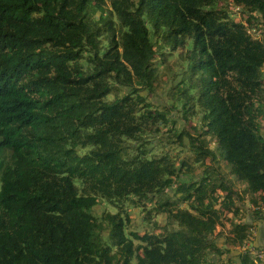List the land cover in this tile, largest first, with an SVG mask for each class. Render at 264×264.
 Returning a JSON list of instances; mask_svg holds the SVG:
<instances>
[{
  "label": "trees",
  "instance_id": "obj_1",
  "mask_svg": "<svg viewBox=\"0 0 264 264\" xmlns=\"http://www.w3.org/2000/svg\"><path fill=\"white\" fill-rule=\"evenodd\" d=\"M263 67L264 0H0V264H264Z\"/></svg>",
  "mask_w": 264,
  "mask_h": 264
},
{
  "label": "rangeland",
  "instance_id": "obj_2",
  "mask_svg": "<svg viewBox=\"0 0 264 264\" xmlns=\"http://www.w3.org/2000/svg\"><path fill=\"white\" fill-rule=\"evenodd\" d=\"M224 7H225L226 10L228 11L230 18H232V19H236V20H238V19L243 20L242 15H241V11H240V9H239L238 7L232 6V5L229 4V3H228L227 5H224ZM243 21H244V20H243ZM247 32H248V34H249L252 38H260V35L254 33V31H253L252 29L247 28ZM176 55H177V54L174 55V58H170V59H168V62H170L171 65H173L174 63H176ZM161 72H162V73H165V67H161ZM263 72H264V67H263ZM164 76H165V78H166V74H164ZM165 78H164V79H165ZM147 98H148L149 100H151V101L153 102V104H155V105H160V104H161V101H165V99H166L167 97L165 96V94H164L163 92H161V90H159V91H157V92H155V93H153V94H148V95H147ZM174 110H176V109H174ZM175 115H176V114H175V112L173 111V116L175 117ZM188 121H190V122H189L188 124L186 123V129L189 128V125H193V124L196 123V118H195V117H192V118H190ZM180 123L182 124V121H181V120H180ZM182 125H183V124H182ZM183 142L186 143V139H184ZM211 147H212V149H213V148H214V145L212 144ZM186 151H187V150H186ZM159 152H160V150L157 149L156 153L158 154ZM175 153H176V151H173V154H175ZM186 154H187V153H186ZM217 161H218V162H217V164L215 165V168L217 169V171H219L220 173L226 174V175H227V178L230 179L231 182H235V179H233V178H231L230 176H228V175H229V174L227 173L228 168H226L225 163H223V162L221 161V158H220L219 155L217 156ZM201 172H202V168H200V167H198V166H195V174L198 175V174L201 173ZM239 185H240L241 187L238 188V189H239V191H241L240 193L242 194V191H243V189L245 188V186H244V184H239ZM239 185H235V186H236V190H238V189H237V186H239ZM174 197L178 199V198H179V194H178V193L174 194ZM246 200H247V199L244 198V201H245V202H246ZM182 206L185 207L184 204H182ZM147 207H152V206H151V204H147ZM103 209H105V207H104L103 204L101 205V207H96L97 214H99ZM107 209H108V211H111V212L115 211L114 209H111V208L109 209V207H107ZM126 210H127L128 214H129V217H130L131 221L133 222V225L135 226L134 229H135V231H136L137 233L142 234L145 230L150 231V228H151V227H149V226H147V225H145V224H143V223L141 222V219H142V217H143V215H144V212L141 211L140 208H138V207H136V206H129V207H126ZM160 219L162 220L163 217L161 216V218H159V216H154L153 221L158 222ZM225 227H226V226L223 224L221 227H219V228H217V229H221V230H224V229H225V230H226ZM134 229H133V230H134ZM151 231H153V230L151 229Z\"/></svg>",
  "mask_w": 264,
  "mask_h": 264
},
{
  "label": "crops",
  "instance_id": "obj_3",
  "mask_svg": "<svg viewBox=\"0 0 264 264\" xmlns=\"http://www.w3.org/2000/svg\"><path fill=\"white\" fill-rule=\"evenodd\" d=\"M239 185V184H237ZM241 186H237V189L240 188ZM239 194H241L239 189L237 190ZM248 201L246 200L245 203ZM250 209H252L250 207ZM264 213V212H263ZM249 224L252 225V242L247 244V246L252 248L253 250L250 251V254L254 257V259L257 258V256L260 253H264V219H254L252 216H247V219Z\"/></svg>",
  "mask_w": 264,
  "mask_h": 264
},
{
  "label": "built area",
  "instance_id": "obj_4",
  "mask_svg": "<svg viewBox=\"0 0 264 264\" xmlns=\"http://www.w3.org/2000/svg\"><path fill=\"white\" fill-rule=\"evenodd\" d=\"M262 212H264V205L260 208ZM253 249H251L250 251H252ZM258 259L262 260L264 258V253H260L258 256H257ZM255 264H259V262L255 261Z\"/></svg>",
  "mask_w": 264,
  "mask_h": 264
}]
</instances>
